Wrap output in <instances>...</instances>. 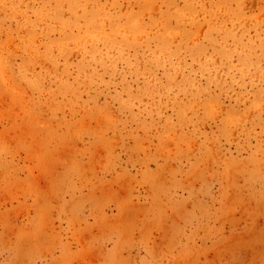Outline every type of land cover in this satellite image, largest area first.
Here are the masks:
<instances>
[{
    "label": "rangeland",
    "instance_id": "1",
    "mask_svg": "<svg viewBox=\"0 0 264 264\" xmlns=\"http://www.w3.org/2000/svg\"><path fill=\"white\" fill-rule=\"evenodd\" d=\"M67 1L59 15L82 14L84 2L70 9ZM99 1L111 13L140 7L135 0ZM175 1L183 6L184 0ZM54 3L0 1V56L17 79L12 87L0 75V264H264V63L250 81L235 85L228 79V89L197 99L193 114L178 116L170 102L161 112L143 98L133 119L119 111L116 96L126 83L117 75L105 73L97 94L92 85L77 95L65 93L39 66L19 77L24 59L14 48L21 44L20 16L35 19L36 11ZM244 6L247 16L264 23V0H245ZM165 7L147 2L144 20L166 17ZM54 11L46 13L53 17ZM185 24L207 44L203 22ZM49 33L51 40L59 36L54 28ZM254 34L243 41L264 47V31ZM36 44L42 52L43 38ZM78 50L70 51L67 64L58 60L71 83L79 72ZM39 74L40 89L29 81ZM156 75L165 79L160 69ZM196 77L206 85L204 76ZM138 80L129 78L127 85L136 89ZM102 105L109 114L118 111L124 127L116 130L114 120L102 125ZM170 122L180 135L162 132Z\"/></svg>",
    "mask_w": 264,
    "mask_h": 264
},
{
    "label": "bare ground",
    "instance_id": "2",
    "mask_svg": "<svg viewBox=\"0 0 264 264\" xmlns=\"http://www.w3.org/2000/svg\"><path fill=\"white\" fill-rule=\"evenodd\" d=\"M0 1H6L7 4V0ZM51 1L55 2L54 5L50 8L43 6L42 11H36L35 19L27 18L26 15L20 16L22 18L18 21L17 27L22 34L19 36L21 44H16L14 48L15 50L20 48L24 59L23 69L20 70L23 66L22 63L18 70L19 77H23L26 71L35 70V67L39 66L40 70H48V76L56 80L58 86L65 93L71 92L77 95L83 90L89 92L92 85L96 86L95 93L97 94L98 86L102 85L105 79L103 77L105 73L117 75L126 83L122 95L116 96L120 103L119 111L126 112L133 119L136 118L133 108L136 104H140L143 98L153 100L156 104L155 107L161 112H163L162 103L170 102L176 114L181 117L183 112H192L195 107L199 106L196 100L200 97L212 99L216 96L213 93L214 89H228V79L231 84L235 85L250 81L252 70L264 63V47L256 48L252 45L255 41L246 42L242 39L243 35L252 32L255 33L253 37L257 38L258 30L264 31V23H257L244 12L245 0H184L182 7H178L175 0H156L166 6L167 16L161 14L158 17L145 18L146 20L142 15L143 8L147 2L152 0H135L140 7L134 13H125L124 11V13H111L99 6V0H48V3ZM63 1L68 2L70 9L72 5L84 2L85 5L83 3L80 5L83 9L82 14L76 15L72 19L59 15ZM120 1L105 0L111 5ZM86 3L90 4L89 9H86ZM196 4H199V11L196 10ZM53 8H55V14L50 17L46 11ZM16 15L14 11L12 16ZM200 22L206 26L203 36L207 44L194 38L186 28L185 23L199 24ZM73 27H77V33H73ZM52 28L59 34L55 40L49 39V32ZM1 31L3 32L4 29ZM40 38H43L44 41L42 52L37 50L36 44ZM151 38L157 39L154 46L150 45ZM12 42L14 43V41ZM70 42L73 45H70ZM261 44L264 46V43ZM54 47L57 49V54H54ZM74 48H79L81 57L78 62L79 72L75 76L74 82L71 83L67 79L68 67L66 72L63 70L59 72L58 60L63 57L67 64L66 57ZM186 55L189 56L190 62L185 58ZM209 63L213 65L212 70L208 69ZM224 66L230 68L228 73H223L221 70ZM157 69L162 71L165 79L157 77ZM9 70L4 58L0 56V75L3 81L4 78L8 83L12 81L11 85L9 84L12 86L17 79L13 76L14 73ZM197 75L204 76L206 85H201L197 81ZM31 77H29V81L35 88L43 87L44 78L41 74ZM132 77L141 79L138 81L142 85L137 86L136 89L127 85V80ZM180 93H184L186 99H182ZM258 95H262V93L258 92ZM102 107L105 106L102 105L98 108ZM145 107L148 111L147 106ZM107 110H109L108 107L101 110L102 125H108L111 123L110 120H114L112 125L116 130L124 127V122L118 119L119 112L109 114ZM26 114L28 116L27 111ZM23 127L25 128V126ZM141 128H144L143 124ZM163 129L162 132L170 130L176 132V135H180L179 128L172 122ZM162 132L161 134H163ZM29 133L32 132L29 131ZM21 134L23 136L25 133ZM133 145L139 146L137 138ZM257 159L254 163L259 162ZM255 169L256 172L253 170L255 172L253 173L256 176L258 175L257 170H259L258 165Z\"/></svg>",
    "mask_w": 264,
    "mask_h": 264
}]
</instances>
